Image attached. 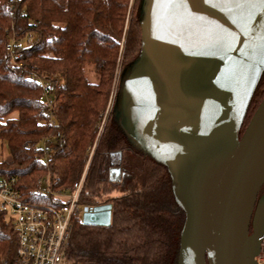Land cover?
Wrapping results in <instances>:
<instances>
[{"label":"trees","instance_id":"obj_1","mask_svg":"<svg viewBox=\"0 0 264 264\" xmlns=\"http://www.w3.org/2000/svg\"><path fill=\"white\" fill-rule=\"evenodd\" d=\"M129 0H0V177H15L23 197H39V178L50 177L54 191H66L85 165L111 93ZM141 0L135 3L126 32L123 69L141 50ZM33 34L12 60L13 39ZM21 63V64H19ZM32 76L52 83L54 124ZM264 98V72L252 94L240 128L244 133ZM47 135L63 138L49 158L40 159ZM264 191V185L261 189ZM84 206L111 204L109 224L73 219L66 256L75 264H178L185 212L177 203L168 168L133 143L112 111L89 168L79 201ZM18 234L0 208V264H18Z\"/></svg>","mask_w":264,"mask_h":264},{"label":"water","instance_id":"obj_2","mask_svg":"<svg viewBox=\"0 0 264 264\" xmlns=\"http://www.w3.org/2000/svg\"><path fill=\"white\" fill-rule=\"evenodd\" d=\"M139 20L113 113L168 168L185 212L178 264H258L264 98L240 128L264 72V0H141ZM110 212L85 206L83 222L106 225Z\"/></svg>","mask_w":264,"mask_h":264},{"label":"built area","instance_id":"obj_3","mask_svg":"<svg viewBox=\"0 0 264 264\" xmlns=\"http://www.w3.org/2000/svg\"><path fill=\"white\" fill-rule=\"evenodd\" d=\"M33 38V34H29L24 39L11 41L7 49L13 61ZM31 79L39 82L42 88L40 99L47 106L45 113L49 122L54 124L52 83L41 76H32ZM62 142L63 138L55 135L43 137L40 159L48 164ZM84 182L85 175H82L70 190L56 192L51 187L49 176L40 179L35 194L39 197L50 195L57 202L44 203L25 199L15 177H0V208L12 219L18 234V264H75L66 256V248L72 235L73 219L85 207L79 202ZM256 260L258 264H264V238Z\"/></svg>","mask_w":264,"mask_h":264},{"label":"rangeland","instance_id":"obj_4","mask_svg":"<svg viewBox=\"0 0 264 264\" xmlns=\"http://www.w3.org/2000/svg\"><path fill=\"white\" fill-rule=\"evenodd\" d=\"M137 0H129V4H128V9H127V14H126V32L128 30L129 24H130V20L133 16V11H134V7H135V3ZM126 32L124 33V37L122 38V45L120 48V54H119V60H118V65L116 68V73H115V77L113 80V84H112V89H111V93L107 102V106L106 109L101 117V119L95 124L94 129H95V138L93 140V142H91L87 148H86V153H85V165L84 168L82 170V173L80 174L79 178L80 179L82 177V175H85V182H84V186L81 192V195L83 193V190L86 186V181H87V176H88V172H89V168L91 166V163L94 159L95 153L97 151V147L99 144V141L101 139V136L103 135L106 125L109 122V118L111 116V113L113 111V107L115 105V101H116V96L118 93V89H119V85H120V80H121V74H122V70H123V65H124V61H123V57H124V43L126 41ZM48 136V135H47ZM45 137V136H44ZM42 146V144L40 145V147ZM9 150L8 147L6 145V143L4 142H0V156L4 159L9 157ZM40 179H38V182H40ZM43 188H45V184H43ZM70 187H67V190H70ZM81 199V196H80ZM80 201V200H79ZM82 204V203H81ZM84 213H85V207L80 211V217L83 221L84 218ZM110 219L108 221V224L111 222L112 220V212H110ZM70 241V240H69Z\"/></svg>","mask_w":264,"mask_h":264},{"label":"flooded vegetation","instance_id":"obj_5","mask_svg":"<svg viewBox=\"0 0 264 264\" xmlns=\"http://www.w3.org/2000/svg\"><path fill=\"white\" fill-rule=\"evenodd\" d=\"M252 231H253V228L251 227V228H250V232H252Z\"/></svg>","mask_w":264,"mask_h":264},{"label":"crops","instance_id":"obj_6","mask_svg":"<svg viewBox=\"0 0 264 264\" xmlns=\"http://www.w3.org/2000/svg\"><path fill=\"white\" fill-rule=\"evenodd\" d=\"M10 158V154H9V157L8 158H6V159H9Z\"/></svg>","mask_w":264,"mask_h":264}]
</instances>
